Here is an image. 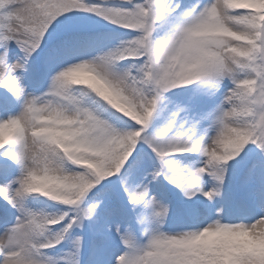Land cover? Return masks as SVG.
<instances>
[{
  "label": "snow or ice",
  "instance_id": "6c2138e0",
  "mask_svg": "<svg viewBox=\"0 0 264 264\" xmlns=\"http://www.w3.org/2000/svg\"><path fill=\"white\" fill-rule=\"evenodd\" d=\"M0 264H264V0H0Z\"/></svg>",
  "mask_w": 264,
  "mask_h": 264
}]
</instances>
